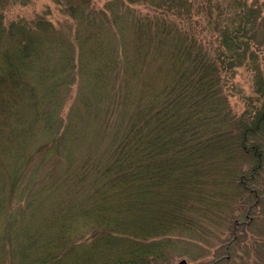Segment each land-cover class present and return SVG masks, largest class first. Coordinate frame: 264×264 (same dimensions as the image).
Wrapping results in <instances>:
<instances>
[{"label":"trees","instance_id":"16d2710c","mask_svg":"<svg viewBox=\"0 0 264 264\" xmlns=\"http://www.w3.org/2000/svg\"><path fill=\"white\" fill-rule=\"evenodd\" d=\"M55 1L79 23L74 35L44 14L8 20L10 0H0V264H150L159 248L147 238L187 223L182 190L220 175L242 195L264 169L262 6L231 0L220 20L211 9L221 3L199 0L196 10L218 30L213 47L180 21L129 5L190 17L194 0H118L128 10L121 17L111 0L94 20L92 0ZM249 60L258 95L237 115L225 76ZM114 72L122 107L101 116ZM91 74L97 86L77 97L66 120L70 84ZM38 132L43 141L31 146ZM83 143L88 165L74 179L69 167ZM15 191L25 204L10 211Z\"/></svg>","mask_w":264,"mask_h":264},{"label":"rangeland","instance_id":"374dc122","mask_svg":"<svg viewBox=\"0 0 264 264\" xmlns=\"http://www.w3.org/2000/svg\"><path fill=\"white\" fill-rule=\"evenodd\" d=\"M110 1L111 0L91 1L92 16H94L93 20L94 18H97L96 12L97 14L99 12H104L102 9L106 8L108 5L107 3ZM194 1V9L192 10L190 17L185 15L184 17H179L176 14H171L170 11L168 15L160 8L146 3L129 4L126 2V5L129 4L135 10L137 9V12L140 11L153 18H161L165 16L168 19L172 18L178 22L180 21V24L185 28L199 34L206 44L216 47L218 44L217 36L219 35L217 27L209 25V20L206 17L205 12L203 13L200 10L198 12V10H196V5L199 0ZM215 2L221 3L222 6H213L211 11L214 15H217V17L219 16L221 20L224 18V13L222 12L223 6L232 8L233 1L216 0ZM248 2L250 4L261 5L262 16H264V0H248ZM108 6L113 10L117 17L124 15L127 16L128 14V10L124 7L122 8V4L118 0H114V2ZM107 11L108 17L112 19V17L109 16L112 15V11L109 9H107ZM118 12L121 13V15H118ZM40 14H44L46 18L52 21L56 26L62 27L67 32L70 31L73 35L79 25V23L77 24V21L68 15L55 0H10V3L6 7V18L8 20L21 17L32 19ZM261 18L262 17H260V19ZM123 19L128 20L126 17ZM118 20L120 23L124 22L120 19ZM86 25H84L82 31L88 33L91 30V27H89L88 24ZM105 34L106 31L104 32V36ZM261 34L264 35V28L261 30ZM258 52V64L264 69V46H260ZM249 61L236 67V71L231 74V76L230 74L225 76L226 81L224 89L228 94L229 105L233 113L237 115H240L245 111L246 108L251 105V101L256 99V96L258 95L255 92L253 79L254 64L251 60ZM119 74L122 76L121 72ZM115 76L116 74L113 75V79ZM88 78H92V74ZM116 78L118 82L115 83L117 85L115 89L111 90L112 86L111 83H109L110 93L107 102L105 101L103 110L100 113L101 116L107 114L106 109L109 105L112 106L113 104V106H116L115 102H119V99L122 100L121 93H118L120 92L118 83L122 82V77L116 76ZM100 80L106 82L105 79ZM89 81L91 82L85 84L83 83V79L77 78L70 84V89L66 94L65 102L61 111V114L66 120H68V115L75 108L77 97L86 95V93H83L85 90L97 86L96 78L94 76L92 80ZM122 93H124V91ZM80 104L81 101L78 103V107ZM97 107H92L94 111L91 112V115H99L100 110L98 114H96ZM121 107V105H117L114 112L116 113L119 111ZM42 141L43 135L38 132L35 135L31 146H34L36 143L39 144ZM80 146V149L78 147L76 150L79 157H76L75 155L73 158L76 163L69 167V173L72 176L76 174L78 167L81 169L83 164L88 165V161H84L86 157H84L85 154H83L84 149L87 148V144L83 143V145ZM59 161L58 169L62 170L61 168L66 161L61 160V158ZM234 162L236 161L234 160L233 163ZM9 163L11 162L9 161ZM43 168L44 167L38 172V179L42 178V180H44L47 176L43 171ZM10 170L11 165H9V171ZM30 174L31 173H29V175ZM58 174L59 173L55 174L54 177H57ZM255 175L254 181L250 183H252L251 187H253V184L254 186L256 185L258 190L253 192L251 191V187H248V190L245 189L242 195L236 194L231 187L228 186L230 185L229 180L226 179V177L222 180L220 175L207 176L204 179L200 178L203 180L201 183L203 188L199 185L197 187H191V189L183 188L184 190L180 192L181 194L179 198H181L180 201L184 203L185 208L184 210L182 208V211H184L183 214L187 223L172 227L171 230L168 232L166 231L162 236H150L147 238L148 241L155 242L153 245L155 248H159V253L154 259V262L150 264H180V261L183 259L186 260L185 264H264L263 167L261 170L256 171ZM74 179H77L76 175L74 176ZM47 181H50V179ZM225 185V191H221L220 188ZM211 188H216V190L211 191ZM196 189L197 192H195ZM183 192L187 195L184 196L182 194ZM13 194L15 195H13V199L8 208L10 211L19 206H24L25 204V196H18L17 191ZM32 205H35V203ZM154 216L155 215L153 214V217ZM5 226L4 213H0V230ZM99 232H102V230ZM137 233L138 232H135L134 234L136 235ZM137 237V239H142L139 234Z\"/></svg>","mask_w":264,"mask_h":264},{"label":"water","instance_id":"95a60500","mask_svg":"<svg viewBox=\"0 0 264 264\" xmlns=\"http://www.w3.org/2000/svg\"><path fill=\"white\" fill-rule=\"evenodd\" d=\"M186 263V260L183 259L182 261H180V264H185Z\"/></svg>","mask_w":264,"mask_h":264}]
</instances>
